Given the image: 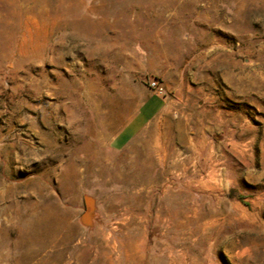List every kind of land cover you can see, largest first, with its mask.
<instances>
[{
  "label": "rangeland",
  "instance_id": "374dc122",
  "mask_svg": "<svg viewBox=\"0 0 264 264\" xmlns=\"http://www.w3.org/2000/svg\"><path fill=\"white\" fill-rule=\"evenodd\" d=\"M0 264H264V0H0Z\"/></svg>",
  "mask_w": 264,
  "mask_h": 264
},
{
  "label": "crops",
  "instance_id": "0c3cea01",
  "mask_svg": "<svg viewBox=\"0 0 264 264\" xmlns=\"http://www.w3.org/2000/svg\"><path fill=\"white\" fill-rule=\"evenodd\" d=\"M149 73H156L153 68ZM177 111V102L173 99L153 96L143 101L137 112L128 120L126 125L113 139V146L120 149L138 136L151 123L168 119Z\"/></svg>",
  "mask_w": 264,
  "mask_h": 264
},
{
  "label": "built area",
  "instance_id": "2783aa9c",
  "mask_svg": "<svg viewBox=\"0 0 264 264\" xmlns=\"http://www.w3.org/2000/svg\"><path fill=\"white\" fill-rule=\"evenodd\" d=\"M149 88L155 92L157 95L166 96L168 95L167 88L162 80L159 78L153 77L148 81Z\"/></svg>",
  "mask_w": 264,
  "mask_h": 264
}]
</instances>
